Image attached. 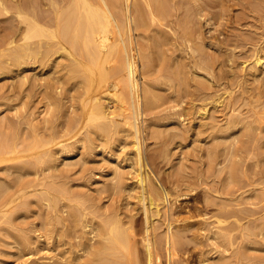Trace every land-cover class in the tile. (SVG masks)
Listing matches in <instances>:
<instances>
[{
  "label": "rangeland",
  "instance_id": "obj_1",
  "mask_svg": "<svg viewBox=\"0 0 264 264\" xmlns=\"http://www.w3.org/2000/svg\"><path fill=\"white\" fill-rule=\"evenodd\" d=\"M43 1L3 0L9 11L0 13V143L7 157L0 162V264H102L112 258L103 248L111 219L135 240L136 252L116 254L146 264L147 221L130 185L137 163L127 132L89 133L84 85L57 69L59 53L45 65L40 55L18 65L3 46L9 28L19 39ZM173 1L153 21L150 39H139L155 54L140 69L163 92L143 115L141 136L148 187L161 198L159 212L149 213L161 264H264V69L254 64L264 59V0ZM59 141L69 143L68 153ZM171 234L180 240L172 259Z\"/></svg>",
  "mask_w": 264,
  "mask_h": 264
},
{
  "label": "bare ground",
  "instance_id": "obj_2",
  "mask_svg": "<svg viewBox=\"0 0 264 264\" xmlns=\"http://www.w3.org/2000/svg\"><path fill=\"white\" fill-rule=\"evenodd\" d=\"M168 1L170 0H48V2H45L44 0L41 4V12H38L39 14H36V17H32L31 15L32 18H30L31 20L29 21L26 20V17H28L27 13H25V17L21 6L16 7V13L18 14L19 18L21 17V20L24 19V22L27 21V25L25 24L26 27L23 33H20L21 37L19 39L16 36L18 31L13 30V28H9L12 30L9 31L10 33L3 42L5 50H7L8 54L12 56L11 58L13 60L8 55L11 59V62L14 61L18 65L27 63L26 59H28V57L30 59V57L32 58L34 55H40L41 59L39 60L41 61V65H45L47 64L48 58L51 57V54L53 55L54 53H59L61 59L59 62H57L58 64H56L57 69L60 68L67 71V79L72 80L74 77H79L80 80H82V84L84 85V94L81 93L84 95L82 96L84 98L82 99L81 105L83 106L86 113V123L90 124L89 133L92 131L93 133H97L102 137H109L111 133H117L119 126V130L122 129L123 131L127 132V138L124 140L126 144L131 146V153H133V155L136 157L137 163V167L135 169L136 180L130 182V185L132 186V189L138 191V197L141 199L144 206L147 221L146 233L143 241L147 250L145 261L146 264L162 263L160 260L161 255H159L156 248V240L153 237L150 229L151 223L149 220L151 208H155L156 212H159L160 209L158 207L160 205L159 201L161 198L157 197L158 195L156 192L155 194L157 196L154 194L151 187H148L150 171L143 165L144 161L142 158L143 152L145 151H143L142 146V125L148 121L145 118L143 119V115L146 112L148 113V111L153 112L152 110L157 108L160 101L163 99V92L161 93L158 84H156V81L154 78H152L153 76H147L144 74V71L142 72L140 69V62H142L144 67L143 70L148 68L149 65L151 66L155 54L154 51H151L150 45L146 46L144 43L140 42L139 39H150L152 35L151 31L153 21L156 20V18H159V15L167 14L166 8L170 4V2L168 4ZM172 1L173 0H171V2ZM47 4L50 6L48 10L45 8ZM39 8L40 7H38V11H40ZM7 11H9L8 7L5 5L3 0H0V13ZM184 27L185 29H188V25ZM185 29L182 32L183 38L184 32H186ZM191 31L193 30H188L189 33H191ZM34 38H39L37 43L34 41L36 43L35 46H33L34 42H31V40ZM19 40H22V42L17 43ZM199 50L203 53V49L200 47L198 50L196 47L193 52ZM204 55L202 56L201 60L205 63V66H209L211 64L208 61L210 57L207 58L206 55ZM198 56L199 54L197 57ZM32 62L34 63L33 60L28 61L29 64ZM254 64L257 68L256 70L262 68L264 69V59L260 56L255 58ZM161 72L162 71H160V73ZM65 74L64 76H66ZM185 74L188 73L185 72ZM206 76L209 77V73H207ZM117 116L120 117L122 123H119L120 120L117 118ZM73 129L75 128L73 127L72 130ZM78 132L79 130L77 129L75 131V135ZM85 138L86 137H84L83 140L81 138L80 140L86 142ZM86 139H89L88 143L90 145L94 144L93 138L88 137ZM85 142H82L83 146L86 145ZM1 143L0 162L7 159L6 152L3 151ZM59 143L61 152L68 153L70 151L69 143H65L64 141H59ZM14 148L12 147L15 153L16 150H14ZM13 151H11V153ZM51 152H49L50 155H52ZM11 158L12 157H10V159ZM119 178L120 177H118V179ZM148 203L150 206H148ZM109 222L113 225L110 227L108 232L106 231L109 234V237L103 248L106 250H111L108 256L111 255L112 258L103 257L104 260L101 263L134 264L132 261L130 262L129 260H124L126 256L124 257L123 254V257L116 254L117 250L130 248L131 251V247L134 245L133 243L135 241L133 240V234H130L129 230L125 229L124 226H122L117 221V219H111ZM109 222L107 221V223ZM106 227L102 225L104 232ZM178 236L173 234L169 236L167 235L166 245L171 259L174 255L175 246H177L176 244L179 240V238H177ZM132 250L136 252V250ZM132 253L134 252H130L131 256Z\"/></svg>",
  "mask_w": 264,
  "mask_h": 264
}]
</instances>
